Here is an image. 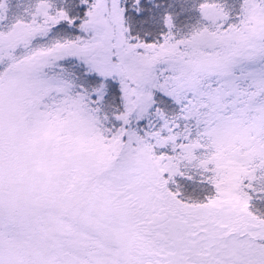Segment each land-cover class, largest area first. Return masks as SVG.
Listing matches in <instances>:
<instances>
[{
    "label": "snow or ice",
    "instance_id": "1",
    "mask_svg": "<svg viewBox=\"0 0 264 264\" xmlns=\"http://www.w3.org/2000/svg\"><path fill=\"white\" fill-rule=\"evenodd\" d=\"M0 264H264V0H0Z\"/></svg>",
    "mask_w": 264,
    "mask_h": 264
}]
</instances>
